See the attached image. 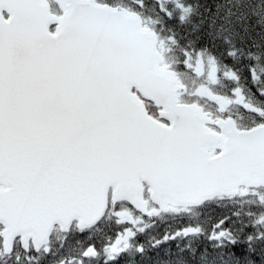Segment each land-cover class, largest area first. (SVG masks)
I'll return each mask as SVG.
<instances>
[{"label": "snow or ice", "instance_id": "6c2138e0", "mask_svg": "<svg viewBox=\"0 0 264 264\" xmlns=\"http://www.w3.org/2000/svg\"><path fill=\"white\" fill-rule=\"evenodd\" d=\"M0 264H264V0H0Z\"/></svg>", "mask_w": 264, "mask_h": 264}]
</instances>
